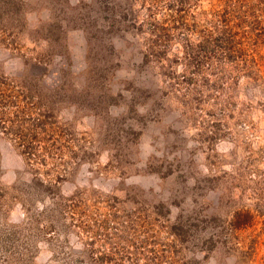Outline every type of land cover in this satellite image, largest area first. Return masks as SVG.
<instances>
[{"label": "rangeland", "instance_id": "rangeland-1", "mask_svg": "<svg viewBox=\"0 0 264 264\" xmlns=\"http://www.w3.org/2000/svg\"><path fill=\"white\" fill-rule=\"evenodd\" d=\"M168 1L0 0V264H66L85 226L156 232L165 264H264V0H190L255 65L203 63L184 95Z\"/></svg>", "mask_w": 264, "mask_h": 264}, {"label": "trees", "instance_id": "trees-1", "mask_svg": "<svg viewBox=\"0 0 264 264\" xmlns=\"http://www.w3.org/2000/svg\"><path fill=\"white\" fill-rule=\"evenodd\" d=\"M194 8L195 6H191L190 0H169L167 3L165 2L164 76L169 89L185 87L183 95L189 94L192 89L196 93L199 91L200 85L197 83V78L199 77V71L202 70L203 63L209 66L211 60H213L216 68L223 67L221 64L224 62L232 63L234 61H239L241 64L251 62V67L255 65L253 58H251V61L243 62L244 52L241 47H245V45L243 46V40H240V38L237 39L232 34L214 38L211 32L208 31L203 35L199 31L198 18L193 11ZM174 43H177L179 47L172 58L166 52L170 50ZM149 57H154L156 60L162 58L161 55H146L145 59L148 60ZM176 63L182 67V71L178 73L172 68V64ZM249 72H246V74ZM206 80L205 76L201 79L202 82ZM188 87H191V90ZM216 87L218 86L216 85ZM177 88L175 90H178ZM15 136L20 137L18 134ZM20 154L28 160L32 156L30 148L21 150ZM38 186L42 190H50L53 183L39 181ZM77 195L75 194V197ZM57 203L58 201L56 205L60 207L59 214L62 213L71 222H74L76 214L74 210L77 209V205L71 204L70 206L67 203L64 205L61 202ZM66 209V212L70 214L69 216L65 214ZM48 212L50 211L46 210V213ZM75 228H77L75 235L79 248L77 251L69 253L70 259L66 264H165V245L160 243V236L156 232L152 235H146V237L143 235L137 237L138 234L136 233L134 237L135 239L138 238L139 244L121 247L114 239L116 236L118 237L115 228L112 229H114L116 235L114 231L107 233L104 227L85 226ZM50 229L51 227H49ZM82 234L85 236L84 239L81 238Z\"/></svg>", "mask_w": 264, "mask_h": 264}]
</instances>
